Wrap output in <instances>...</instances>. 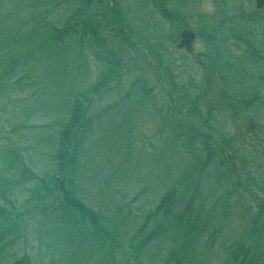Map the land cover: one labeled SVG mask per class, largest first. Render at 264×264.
<instances>
[{
  "label": "trees",
  "instance_id": "trees-1",
  "mask_svg": "<svg viewBox=\"0 0 264 264\" xmlns=\"http://www.w3.org/2000/svg\"><path fill=\"white\" fill-rule=\"evenodd\" d=\"M150 2L160 15L154 23L136 0H74L62 24L44 20L50 45L44 56L53 72L69 71L72 63H77L73 70L88 66L89 56L101 69L92 83L68 90L59 120L42 126L48 131L53 165L41 174L24 162L22 175L32 185L22 201L14 181L0 173V255L19 242L29 222L41 228L52 214L57 238L48 246L56 253L57 242L61 245L59 264H194L220 211L222 216H238L247 228L246 237L230 247L223 264H256L259 259L264 180L253 167L255 156L243 151L245 146L230 128L218 124L212 110L218 104L238 110L247 133L254 136L255 151L264 150L259 131L264 128L262 11L236 14L233 9L208 24L200 15L194 29L206 49L192 61L200 78L185 81L175 69L179 59L172 47H178L181 30L189 27L186 14L178 9L187 0ZM112 42L119 44L117 49ZM242 46L248 51L239 52ZM26 57L13 52L0 59V91L22 86L29 76ZM126 74L134 77L123 89ZM151 112L162 133L159 156L166 170L165 187L155 205L124 230L113 192L107 203L112 216L87 203L91 181L85 169L96 168L101 140L111 139L128 158L146 136L136 124ZM173 158L179 164L174 171L167 168ZM18 161L11 155L8 168ZM8 257L7 264H35L28 252L18 256L11 250Z\"/></svg>",
  "mask_w": 264,
  "mask_h": 264
},
{
  "label": "rangeland",
  "instance_id": "rangeland-1",
  "mask_svg": "<svg viewBox=\"0 0 264 264\" xmlns=\"http://www.w3.org/2000/svg\"><path fill=\"white\" fill-rule=\"evenodd\" d=\"M136 2L144 6L145 14L151 22L154 23L160 18L150 0H136ZM73 3L74 0H0V59L13 52L17 55L25 53L27 55L25 62L28 63L25 69L29 71V76L22 80L20 88L10 90L9 87L0 91V173L14 181L12 183L16 184L15 189L21 196L20 201L29 194L28 190L32 185L22 175L24 162L34 166L33 168L41 174L50 172L53 165L52 148L46 143L48 131L42 126L59 120L64 111L62 106L68 90L73 87L80 89L92 83L101 69L97 61L89 56L87 60L89 67L84 64L79 69L73 70L72 67L77 63H72L68 67L69 71L55 73L50 68L49 60L44 56L50 47L45 41L48 34L45 22L62 24L70 14ZM181 4H178V9L186 14L189 26L185 29L194 32H196L194 28L201 20V18L199 20L200 15L204 16L201 21L208 24L215 16L232 14L233 9L236 14H238L237 10L241 12L243 10L247 14H257L258 11L255 0H187V3ZM206 4L211 5V10L205 9ZM261 11L262 14L260 12L258 14L264 16V8ZM168 28L167 25V33H169ZM112 43L117 49L119 44ZM191 48L194 49L193 52L181 50L177 45L172 47V55L179 59L175 69L185 81H189L190 78L196 80L200 78L198 69L192 61L198 52L206 49V45L197 37ZM244 51H248L245 46L239 48V52ZM133 77L134 74H126L123 89L127 88ZM262 94L264 97V85ZM217 106L218 108H213L212 111L218 124L230 128L245 146L246 149L243 151L250 153V157L255 156L254 160H251L254 162H252L253 167L255 170L258 169L261 179L264 180V153L262 154L264 150L260 153L255 151V144L251 140L254 136L251 137L246 131L247 122L242 119L238 110L234 112L225 104ZM149 114L145 113L141 124H136L146 131L142 143L144 147L141 144L126 158L125 153L120 151L111 139L110 141L105 139V142L101 140L98 152L102 151V154L98 157L96 168L90 171L85 169L91 181L88 186L86 185L87 197L84 195L87 203L112 216V212L107 211V203L110 199L108 195L113 192L116 197L113 201L117 200L120 204L118 218L124 230L133 227L139 215L155 205L158 193L165 187L163 180L166 170L160 163L159 156L162 133L156 116L153 112ZM54 131V128L49 129V133ZM259 131L264 140V128ZM256 147L259 148L258 145ZM11 155L18 157L19 161L9 169L7 162L11 160ZM175 159L177 160L173 158L169 163L168 170L173 168L174 171L179 165ZM115 171L118 173L112 179L110 176ZM214 201L215 196L208 200L206 208L211 207ZM218 212L211 222L210 232L204 235L194 264H223L229 257L230 247L247 235L246 224L238 216H222ZM53 221V215L49 214L41 228H38L39 225L35 226L33 221V223L29 222L27 230L22 229L19 242L13 245V248L10 246L4 248L0 255V264L9 262L7 259H10L8 255L11 250L18 256L28 252L35 264H59L63 257L61 245L57 242L59 248L56 253L51 249L52 246H48L57 238L55 230L57 226ZM257 255L259 259L256 264H264L263 242L259 246Z\"/></svg>",
  "mask_w": 264,
  "mask_h": 264
},
{
  "label": "water",
  "instance_id": "water-1",
  "mask_svg": "<svg viewBox=\"0 0 264 264\" xmlns=\"http://www.w3.org/2000/svg\"><path fill=\"white\" fill-rule=\"evenodd\" d=\"M255 2L257 8L264 7V0H255ZM196 39H197L196 32L189 29H184L180 32V40L178 43V47L190 49L194 45Z\"/></svg>",
  "mask_w": 264,
  "mask_h": 264
},
{
  "label": "clouds",
  "instance_id": "clouds-1",
  "mask_svg": "<svg viewBox=\"0 0 264 264\" xmlns=\"http://www.w3.org/2000/svg\"><path fill=\"white\" fill-rule=\"evenodd\" d=\"M204 7H205L206 10H211V5L210 4H206V5H204Z\"/></svg>",
  "mask_w": 264,
  "mask_h": 264
},
{
  "label": "flooded vegetation",
  "instance_id": "flooded-vegetation-1",
  "mask_svg": "<svg viewBox=\"0 0 264 264\" xmlns=\"http://www.w3.org/2000/svg\"><path fill=\"white\" fill-rule=\"evenodd\" d=\"M264 8V7H263ZM263 8H258V10H262Z\"/></svg>",
  "mask_w": 264,
  "mask_h": 264
}]
</instances>
